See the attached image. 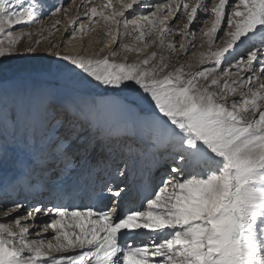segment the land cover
<instances>
[{
    "label": "snow or ice",
    "instance_id": "obj_1",
    "mask_svg": "<svg viewBox=\"0 0 264 264\" xmlns=\"http://www.w3.org/2000/svg\"><path fill=\"white\" fill-rule=\"evenodd\" d=\"M45 31L58 38L39 48ZM197 33L208 51L194 68L180 60ZM77 38L80 49L67 50ZM38 52L58 58L61 73L128 90L129 109L154 108V143L164 137L169 168L138 205L121 206L120 184L107 186L110 206L62 197L0 204V264H264V0H0V129L19 128L31 142L51 117L64 130L56 152L69 169L96 146L93 138L74 146L85 124L100 127L94 102L10 98L3 88L6 62ZM7 159L0 145V164Z\"/></svg>",
    "mask_w": 264,
    "mask_h": 264
},
{
    "label": "rangeland",
    "instance_id": "obj_2",
    "mask_svg": "<svg viewBox=\"0 0 264 264\" xmlns=\"http://www.w3.org/2000/svg\"><path fill=\"white\" fill-rule=\"evenodd\" d=\"M65 3H67V0H65ZM73 14L74 13H70V15ZM185 22L186 21H180V24L182 25ZM48 24H50V20L45 19V25L47 26ZM65 25H67L66 21H64V24L61 26L60 30ZM34 28L35 26H33V29ZM98 33L99 29H97V32H93L84 37V46L87 47V41L96 38ZM44 36L48 37L47 31L44 32ZM33 38L36 39L39 37L34 36ZM130 39L131 38H126L124 42L127 43L130 41ZM169 39H172V37H170ZM175 39L177 40V43H179L180 37H175ZM203 39L204 38L199 33H197V46L193 48L191 52L187 53L180 60V63H192L195 68V62L199 54L201 52L208 51L207 46H200ZM52 40V36L48 37V39H41V44L38 47H47L48 43L50 41L52 42ZM26 41L27 37H25L21 41V44L18 46L22 47ZM219 44H222V41H220L216 46H219ZM99 47H102V45H94L93 48H88V51L91 52L95 49H98ZM73 48L77 50L80 49L79 38L73 41V43L68 46L67 50H72ZM61 50L63 51L64 49ZM244 50V46H240L236 51L237 53H240ZM127 55L129 56L130 61L134 58V54L132 53H128ZM117 59H119V57ZM176 60L177 57H173L171 63H176ZM6 63L10 71L8 73L7 83L3 85V88L8 92L10 98L17 92H25L29 94L37 92H47L57 97V99L62 103H81L85 99H87L89 103L94 102L96 112L99 116V121L103 119L105 120L103 122L105 124L112 123V127L110 130L109 128H107V134L105 135L101 129H88L87 124H85V129L87 130L84 131L81 134V137L74 142V146H80L83 143L86 144L88 138H93L95 140V148H101L103 146V143L106 142L118 144V146L121 147L120 153L119 155H116L115 158H113V179L112 182L107 185L120 184V186L127 189L126 191H128L129 194H131L134 190L135 192L133 193L134 195H136V199L133 198L130 203L127 204V206L131 204L137 205L140 198H143V184H145V181H147L146 179L151 175V162L153 161V159H156L154 158V156L152 158H149L147 156L146 147L139 142V134L135 130L138 129L137 125L140 119H147L148 124L144 127V130L149 137L148 141L150 142V146L155 147L158 145L159 147L164 148V156L161 159L160 167H163L165 165L163 162L164 157L166 156V149L164 147L163 140L164 137L161 136L159 144L154 143L156 134L153 130L152 114L156 110L149 104L143 102L137 103L134 108L129 109L125 106L126 98L128 101H133L134 97L133 94L128 90L117 92L110 88L96 87L94 84L88 83L82 78L73 77L68 73H61L59 71L60 63L58 61V58L52 57L50 52H38L35 56L29 54L23 57H16L7 61ZM233 63H235V61H233ZM207 66H210V62H208ZM103 114L105 116L101 118ZM109 120L114 121V123ZM62 133L63 131L60 130L59 132H57L53 127V121L51 117H41L36 126L35 134L31 139V142L30 138L27 135L22 134L19 128H17L15 131L11 129H0V145L6 147V151L8 154L7 162L0 164V204L8 202L9 206H12L11 201L23 199L24 197H27L28 203H35L37 200L43 199V191L37 190L38 187H40L39 182H41V180H45L49 183V180L53 179V181L55 180L57 183L55 184L59 185V182L64 183L70 178L74 179L78 172L84 168V162L94 153L95 148L88 152H78L75 156V160L73 161L72 166L69 169H65L61 159L56 152V143ZM133 133L134 136H132ZM111 139L113 140L111 141ZM45 150H47V152L51 151V154H49L48 158L46 159L48 166L43 164L44 161L42 155L43 151ZM16 152H18L19 156H17ZM15 156L19 158L15 159ZM53 156L59 160L58 167H54V162H50L49 164V161H51V158ZM26 159L31 160L29 164H31L33 161V166L30 165L29 167L35 166V169H38L39 172L36 175V178L38 179H30L29 183H27V189H23V177L21 178L20 176H17L16 179L14 175L15 170L18 168L15 166L18 163L24 164ZM46 167L48 168V170ZM118 169L124 170L125 175H123L122 177L118 176ZM45 171L46 173H43ZM166 171H168V168H166ZM140 173L141 175H139ZM142 175H144V177ZM165 176L166 174H163L160 177L159 182L162 178H165ZM12 179L13 181L16 180L17 184L10 191H8L9 189H5L4 186ZM34 182H37L38 185H35ZM96 182L95 178L90 182V190L88 193H94V196L91 195V197H88V201L90 198L92 200L94 199L95 201L94 197L100 196L103 193L102 190L104 189V187L107 186L101 185L100 187H97V184L95 185ZM136 182L140 183L142 188H140L141 186L135 187ZM155 182L156 180L153 179L151 183L153 185L152 188L150 187V190H156V188L159 186V182L157 181V184H155ZM33 189L35 191H30ZM80 194L81 192L76 196L74 200L75 202L79 201V199L82 198V195ZM124 200L125 199H123L121 203H123ZM68 201V199H65V202ZM110 205L111 204H109L108 206Z\"/></svg>",
    "mask_w": 264,
    "mask_h": 264
},
{
    "label": "bare ground",
    "instance_id": "obj_3",
    "mask_svg": "<svg viewBox=\"0 0 264 264\" xmlns=\"http://www.w3.org/2000/svg\"><path fill=\"white\" fill-rule=\"evenodd\" d=\"M50 23H51V21H50ZM64 27L60 31H64ZM58 35L59 34L56 33L52 36V39H53L52 42L57 40ZM241 46H244V45H241ZM244 48H245V46H244ZM103 116H105V115L103 114L101 116V118ZM104 121L105 120H103V119H101V121H99L100 122L99 123L100 124L99 129H101L102 132H104V134L106 135L107 134V128H109V130H110L112 127V123L111 124H105V123H103ZM109 121H111V120H109ZM111 122L114 123V121H111ZM147 124H148L147 119H144V118L140 119L139 123L137 125L138 129L135 131L139 134L138 135V138L140 140L139 142L142 143L147 149V156L149 158H152L153 156H154V158H156L155 160L153 159V161L151 162L152 169H151V175L149 176L150 179L147 178L146 179L147 181H145V184H143L144 186L145 185H151V188H152L153 184H151V183H152L153 179L156 180L155 184H157V181L159 182L160 177L163 174L167 173L166 168H169V164L165 161V158H164L163 162L165 165L163 167H160L161 159L164 156V148L159 147L158 145L155 147L150 146V142L148 141L149 137H148L146 131L144 130V127ZM61 131H64V130L61 129ZM115 133H116V131H115ZM132 136H134V133L132 134ZM112 140L113 139H111V141ZM83 145H84V143L80 146L82 147ZM120 148L121 147H119L118 144H116V143H112V142L103 143V146L101 148H95L94 153L84 162V165H85L84 168L78 172V174L75 176L74 179L68 178L69 179L68 181H66L64 183L59 182V185H56L57 183L55 180L53 181V179H50L49 183L45 180H41V182H39L40 187H38L37 190L43 191V193H44L43 199L44 198L54 199L55 197H62L63 202H65V199H68L69 201L65 202V203H69V204H86V203H88L89 202L88 197H91V195L94 194V193L93 194L88 193L90 190V182L93 181L94 178H95V182L97 181L95 183V185L97 184V187H100L101 185L106 186L107 184L112 182V179H113L112 170H113V164H114L113 158H115L116 155H119ZM16 153H17V156H19L18 152H16ZM49 154H51V151H48V152H47V150L43 151V155H42L43 161H44L43 164L46 166H48L46 159L48 158ZM17 156H15V159L19 158ZM157 158H159V159H157ZM21 160H25V159H21ZM30 161H31L30 159H26L24 164L18 163L15 166L18 168L15 170L14 176L16 179H17V176H20L21 178L23 177L22 178L23 189L24 188L27 189V183H29L30 179H32V180L38 179V178H36V175L38 174L39 170L35 169V166L29 167L30 165L33 166V163H34L32 161V163L29 164ZM58 161L59 160L53 156L51 158V161H49V164H50V162H54L55 163L54 167H58V165H59ZM163 168H165V169H163ZM156 169H157V171H156ZM47 170H48V168H47ZM160 170H161V172H160ZM43 173H46V171ZM26 175H27V177H26ZM139 175H141V173ZM142 176L144 177V175H142ZM140 179H142V178H140ZM16 184H17L16 180L13 181V179H12L4 186V188L9 189L8 191H10ZM34 184L38 185L37 182H34ZM112 185H114V184H112ZM107 186L104 187V189L102 190L103 193L100 196L94 197L95 198V201L93 199L94 202L103 203L105 205H109L112 203V200L114 198L111 194H109L107 192ZM136 186L139 187L141 185H140V183L136 182L135 187ZM140 188H142V186ZM34 189L30 190V191H35ZM69 190H71V192L73 194L70 196L65 195L64 193L68 192ZM80 192H81L80 195H82V198L79 199V201L76 200L77 202H75L74 200H75L76 196L79 195ZM133 192H135V191L133 190L132 193ZM139 192H140V190H139ZM132 193L129 194V192L126 191L125 193L122 194L121 199H120V204L122 207L127 206V204H129L130 201L136 197V195H134V193L133 194ZM123 199H125V200L123 201V203H121ZM141 200H142V198H140V200L138 201V204L141 203Z\"/></svg>",
    "mask_w": 264,
    "mask_h": 264
}]
</instances>
